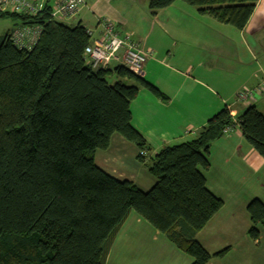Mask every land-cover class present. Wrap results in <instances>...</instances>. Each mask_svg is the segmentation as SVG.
<instances>
[{
    "label": "trees",
    "instance_id": "trees-1",
    "mask_svg": "<svg viewBox=\"0 0 264 264\" xmlns=\"http://www.w3.org/2000/svg\"><path fill=\"white\" fill-rule=\"evenodd\" d=\"M175 1L241 30L258 0H148V10L155 15ZM44 3L34 16L0 12L40 28L29 51L10 42V31L0 37V264H105L131 211L191 264L224 256L229 247L210 254L196 234L223 205L204 171L211 144L231 123L229 109L210 117L193 139L147 156L145 139L131 125L130 102L141 87L161 100L164 93L124 66L92 69L83 55L86 27L51 19ZM235 118L264 158V113L249 104ZM114 134L138 148L137 160L155 179L148 190L95 163V152L107 149ZM246 211L247 233L257 240L264 203L253 198Z\"/></svg>",
    "mask_w": 264,
    "mask_h": 264
},
{
    "label": "crops",
    "instance_id": "crops-1",
    "mask_svg": "<svg viewBox=\"0 0 264 264\" xmlns=\"http://www.w3.org/2000/svg\"><path fill=\"white\" fill-rule=\"evenodd\" d=\"M124 1L134 5V0ZM187 6L175 1L155 15L146 13L143 23L149 31H128L130 20L116 0H88L73 19L75 24L80 22L92 29L95 37L98 19L107 17L116 22L121 33H129L152 52L141 77L164 93L166 100L141 87L129 106L131 125L149 147L147 156L165 145L193 139L207 120L225 106L239 116L247 104L237 102L236 93L256 86L264 77V0L255 3L241 30ZM156 26L160 31H154ZM176 28L189 31H172ZM252 104L264 113V92ZM137 155L138 148L133 143L114 134L108 148L98 156L95 152L94 158L106 173L130 180L146 191L155 179L145 177L143 181L129 168H140ZM208 158L206 186L222 199L223 205L196 239L210 254L225 247L229 250L206 264H264V227H258L259 237L252 240L247 233L250 220L246 211L253 198L264 203V158L246 142L239 127L214 141ZM108 253L113 257L110 264H180L183 260L182 251L134 211L129 213Z\"/></svg>",
    "mask_w": 264,
    "mask_h": 264
},
{
    "label": "built area",
    "instance_id": "built-area-1",
    "mask_svg": "<svg viewBox=\"0 0 264 264\" xmlns=\"http://www.w3.org/2000/svg\"><path fill=\"white\" fill-rule=\"evenodd\" d=\"M88 0H53L50 18L64 22L78 16ZM44 0H0V12L17 13L34 16L44 7ZM99 31L93 37V30L86 28L90 43L84 48V58L92 69L124 66L137 76H142L147 59L152 55L139 42L133 40L129 33H121L116 22L107 18L98 19ZM40 33L38 26L19 25L9 32L10 42L18 49L31 50ZM264 92V77L252 88L240 89L235 100L243 104H252ZM229 109V107L227 106ZM231 123L222 129L223 135L230 134L239 127L237 119L229 109ZM140 154H145L141 151Z\"/></svg>",
    "mask_w": 264,
    "mask_h": 264
},
{
    "label": "rangeland",
    "instance_id": "rangeland-1",
    "mask_svg": "<svg viewBox=\"0 0 264 264\" xmlns=\"http://www.w3.org/2000/svg\"><path fill=\"white\" fill-rule=\"evenodd\" d=\"M52 2H53V0H49L50 5L52 4ZM116 2L118 4H120V6L124 9V11L126 12L128 18L130 20V24L128 27L131 29H128V31H149L148 26H146L143 23V16L147 17L146 13L149 12L147 1H145V0H134L133 6H128L124 0H116ZM187 7H191V9H195V7H193V6L188 5ZM170 11L173 12V8H170ZM64 23L69 25V26L75 25L73 19L65 20ZM17 24H20V20L17 17H13V16H9V15L0 16V37L5 35L9 30L14 28ZM231 29H233V28H231ZM154 31H160L159 27L156 26ZM172 31H189V30H180L179 28H176ZM106 79L109 83L113 82V78H111V77L110 78L107 77ZM261 103H262V100H261ZM234 117H235V115H234ZM230 134H228V135H230ZM223 136H226V135H223ZM101 151L102 150H97L96 155L98 156L101 153ZM139 164L141 165L140 168L135 169V166H132L129 168L132 169L137 174L138 177H140L141 179L143 178V181L145 180V177L146 178L148 177V179H151L153 181L154 179L147 172L145 166L143 164H141L140 162H139ZM216 165H217V162H216ZM142 186H145L144 183L142 184ZM108 254H109V256L107 257V264H110V262L113 263V257L110 256V253H108ZM181 255L183 257V260L180 262V264H190L189 263L190 262L189 257L186 254H184L183 252ZM109 257H110V259H109ZM108 260H109V262H108Z\"/></svg>",
    "mask_w": 264,
    "mask_h": 264
}]
</instances>
